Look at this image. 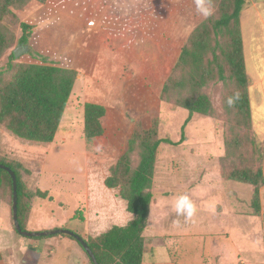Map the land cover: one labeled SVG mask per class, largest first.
I'll list each match as a JSON object with an SVG mask.
<instances>
[{
    "label": "rangeland",
    "instance_id": "374dc122",
    "mask_svg": "<svg viewBox=\"0 0 264 264\" xmlns=\"http://www.w3.org/2000/svg\"><path fill=\"white\" fill-rule=\"evenodd\" d=\"M144 1L48 0L44 5L31 3L18 12L16 25L5 21L15 41L0 58V68L22 45L27 51L12 63L54 65L76 72L53 142L29 143L0 127V156L21 163L29 171L28 176L22 173L25 189L46 191L50 198L30 200L32 208L23 227L26 232L37 233L54 222L87 240L122 224L115 191L106 189L103 180L124 153L133 130L154 126L158 139L176 143L162 142L156 156L154 201L149 231L144 236L146 240L151 235L165 238L162 246L166 248V260L154 264H237L238 252L264 250V234L236 223L233 217L236 213L250 214L251 188L221 178L222 170L230 168L222 162L226 130L222 117L216 115V120L192 115L183 126L188 112L161 97L160 90L187 39L183 45L164 44L166 30L155 25L153 12H144ZM157 1L162 3L164 13L174 8L172 0ZM186 3L193 9L184 30L191 33L204 19L197 15L193 0ZM20 24L29 28L27 45L18 41L22 36ZM239 24L246 73L259 75L250 52L255 43L264 44V0H245ZM228 90V86L217 85L211 91L216 113ZM85 103L106 110L103 135L90 142L83 137ZM256 104L252 98V119L262 128L264 101L257 100ZM255 137L264 144V138ZM98 144H103L102 152L95 151ZM132 159L135 165L137 155ZM179 194L188 195L197 207L189 222L171 211ZM238 232L244 237L240 238ZM10 234H16L10 211L2 206L0 239L6 240ZM40 242L42 253L28 264H90L77 244L66 237L57 247ZM147 244L146 262L152 263L153 250L161 244L156 238H150Z\"/></svg>",
    "mask_w": 264,
    "mask_h": 264
},
{
    "label": "trees",
    "instance_id": "16d2710c",
    "mask_svg": "<svg viewBox=\"0 0 264 264\" xmlns=\"http://www.w3.org/2000/svg\"><path fill=\"white\" fill-rule=\"evenodd\" d=\"M47 1L0 0V58L15 41L13 32L5 21L16 25L18 12L31 3L44 5ZM212 2L213 15L191 31L160 93L165 101H172L173 107L188 112L183 126L192 115L216 120V115L222 117L226 128L222 137V162L226 161L230 168L222 170L221 178L251 188L249 215L258 217L264 223L259 197V190L264 184V144L256 140L252 126L239 24L245 0ZM20 28L22 36L18 41L27 45L29 28L25 24H20ZM12 60L11 52L6 65L0 68V127L29 143H51L70 97L76 72L54 65L14 64ZM217 85L229 87V92L221 99L219 113L215 112L211 98V91ZM236 92L239 93V99L229 107L226 100ZM170 96L173 98H169ZM105 113L106 110L101 105H83V137L86 141L90 142L103 135L102 119ZM162 142L176 145L168 140L158 139L154 126L134 129L124 153L109 168L103 185L108 190L116 191V198L125 203V211L132 218L125 226H111L104 233L86 240L97 264H143L145 240L142 233L146 228L153 199L151 190L154 167L158 147ZM134 154L138 157L135 165L132 159ZM235 161L238 162L237 165ZM0 164L15 174L17 218L21 229L25 231L23 226L32 208L30 200L34 197L50 200L48 192H30L25 189L22 173L28 176L29 171L21 163L0 156ZM0 201L8 202L11 212L12 184L10 176L4 170H0ZM15 233L17 234L16 231ZM57 237L74 241L86 255L79 243L66 235L25 239L44 240ZM88 261L92 264L89 258Z\"/></svg>",
    "mask_w": 264,
    "mask_h": 264
},
{
    "label": "crops",
    "instance_id": "0c3cea01",
    "mask_svg": "<svg viewBox=\"0 0 264 264\" xmlns=\"http://www.w3.org/2000/svg\"><path fill=\"white\" fill-rule=\"evenodd\" d=\"M176 0H172L171 2L173 3L172 6L174 5V8L168 9L165 13L163 11V5L161 2H158L157 0H145L144 1V12L146 14H151L152 12L154 13L155 16V25L160 28L162 31L166 30L165 34L167 37L163 36L164 44H168V46H171V44L174 43H183L187 39L188 35L190 32H186L184 30V27H188V21L189 17L188 14L192 11V7L187 4L186 2H189V0L182 1L178 0V3L175 2ZM176 4H175V3ZM180 7L178 8V6ZM188 6V7H187ZM189 9V11H188ZM188 11V12H187ZM264 31V28L263 30ZM185 34V35H184ZM180 35H182L180 39ZM166 38V40H165ZM180 40V41H179ZM158 43L162 46V41L161 39L158 41ZM181 49V48H180ZM244 50V46H243ZM160 51H163L162 49ZM251 55V60L254 62V65L258 67L259 75L254 73L252 76H249L248 73L247 75V84H248V94H249V99H250V111H251V118H254L253 113H252V98L254 100V105L257 106L256 101L262 99L264 101V71H261L262 68H264V44L261 45L259 43H255L252 46V51L250 52ZM245 60V56H244ZM255 119H252V126L255 131V134L257 137L264 138V124L262 128H258V125H260V122H257ZM262 172L264 176V157H263V163H262ZM153 185V184H152ZM152 191V190H151ZM153 193V192H152ZM116 195V191H115ZM259 197H260V208H261V213L264 215V184L259 190ZM118 203L116 206H118V209H121L122 212L118 213L121 216L122 219V224H116L113 226H125L130 220H131V215L128 214L125 211V203L121 201L119 198H116ZM119 200L124 203V206L119 202ZM153 201H154V195L153 199L149 208V215H150V209L153 207ZM2 206H6L9 208V206L4 202L0 201V208ZM110 207V206H109ZM109 207L107 208L109 210ZM10 211V208H9ZM110 213L109 215L113 214L111 213V209L109 210ZM106 212V213H107ZM148 215V218H149ZM111 215L110 217H112ZM10 217H11V212H10ZM236 223L238 224H243L247 228H250L251 230L254 229L258 230V232H262L264 234V223L258 218V217H253L248 215V213H236L233 215ZM151 221V220H150ZM11 223H12V218H11ZM149 224L148 219H147V224L146 228L144 229L142 236L145 240V245H144V258H143V263L144 264H154L163 260H166V248L162 246V243L165 242V238L162 236H150L147 238L144 236V232L148 233L149 231ZM59 228V225L57 223H50L46 227H43L41 231H47V230H52ZM237 235L241 238L244 237L242 233H237ZM264 236V235H263ZM3 238V236H1ZM150 238H156L158 241H160V246H157L153 250V256L155 261L152 263L146 262L145 258V252L147 249L146 244L150 242ZM61 239V238H60ZM59 238H51V239H44V240H32V239H25L22 238L21 236H16V234H10V236H7L6 240L0 239L1 245L0 246V264H28L29 260L37 257L36 255L42 253L41 251V246H40V241H43L42 243L44 245L48 246H58L60 243ZM148 241V242H147ZM147 244V245H148ZM255 248V247H254ZM152 256V259H153ZM237 264H264V250L259 251L257 249L255 250H250L249 252H238L237 253Z\"/></svg>",
    "mask_w": 264,
    "mask_h": 264
},
{
    "label": "water",
    "instance_id": "95a60500",
    "mask_svg": "<svg viewBox=\"0 0 264 264\" xmlns=\"http://www.w3.org/2000/svg\"><path fill=\"white\" fill-rule=\"evenodd\" d=\"M26 51H27L26 46H22V45L17 46L12 51L13 58L16 59L20 54ZM0 170H4L5 172H7L11 179V184H12L11 218H12L13 228L19 236L23 238H39V237H47V236H54V235L69 236L79 243V245L82 247V250L86 253L87 257L91 260L92 264H97L93 253L91 252L90 248L88 247L86 243V240H84L79 235L69 230L56 228V229L47 230L43 232H37V233H30V232H26L22 230L19 225L18 218H17V183H16L15 174L11 169H9L8 167L2 164H0Z\"/></svg>",
    "mask_w": 264,
    "mask_h": 264
},
{
    "label": "clouds",
    "instance_id": "9594fccd",
    "mask_svg": "<svg viewBox=\"0 0 264 264\" xmlns=\"http://www.w3.org/2000/svg\"><path fill=\"white\" fill-rule=\"evenodd\" d=\"M195 5V11L202 19L207 20L214 13L212 0H193ZM239 99V93L236 92L232 96H229L226 103L229 107H232ZM103 144H98L95 146L96 152L103 151ZM171 211L175 213L176 216L184 217L185 222H189L197 213V207L192 199L186 194H179L175 197L174 203L171 206ZM177 224L179 222L177 221Z\"/></svg>",
    "mask_w": 264,
    "mask_h": 264
}]
</instances>
